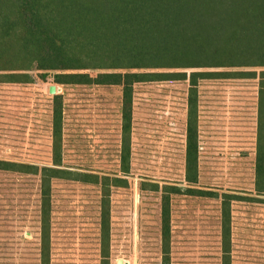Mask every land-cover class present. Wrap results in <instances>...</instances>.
I'll return each mask as SVG.
<instances>
[{"label": "rangeland", "instance_id": "1", "mask_svg": "<svg viewBox=\"0 0 264 264\" xmlns=\"http://www.w3.org/2000/svg\"><path fill=\"white\" fill-rule=\"evenodd\" d=\"M192 70L228 74L198 81L195 183L186 180L188 79L134 84L126 164L120 85L62 84L53 72L43 77L33 70L28 83H0V160L26 164L0 170V264H43L45 167L71 172L50 181L49 264H264V175H256L261 69L173 72ZM55 111L61 112L59 141ZM101 183L109 186L107 243ZM164 194L170 198L167 260ZM224 194L230 196L227 262Z\"/></svg>", "mask_w": 264, "mask_h": 264}, {"label": "trees", "instance_id": "2", "mask_svg": "<svg viewBox=\"0 0 264 264\" xmlns=\"http://www.w3.org/2000/svg\"><path fill=\"white\" fill-rule=\"evenodd\" d=\"M234 67L261 69L257 76L256 144V175L261 179L264 175V0H0V83H28L27 72L33 70L43 77L53 72L55 81L62 84L120 85L123 164L129 155L127 142L134 84L188 79L186 180L189 183L197 180L198 81L228 77L225 72L203 69ZM183 69L203 71L173 72ZM88 71L97 73L92 76ZM60 117L61 112L55 111L58 141ZM25 165L0 160V170L16 171L14 167ZM63 175L71 172L51 167L41 170L43 264H49L46 242L50 181L68 178ZM92 177L95 180L91 182L100 183L97 176ZM101 184L104 190L100 229L103 243H107L109 186ZM228 197V194L222 196L221 215L225 262L230 253ZM162 198V252L167 260L169 194Z\"/></svg>", "mask_w": 264, "mask_h": 264}]
</instances>
